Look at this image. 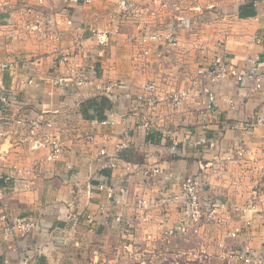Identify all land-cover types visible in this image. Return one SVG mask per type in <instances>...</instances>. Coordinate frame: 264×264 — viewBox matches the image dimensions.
<instances>
[{
  "label": "crops",
  "instance_id": "1",
  "mask_svg": "<svg viewBox=\"0 0 264 264\" xmlns=\"http://www.w3.org/2000/svg\"><path fill=\"white\" fill-rule=\"evenodd\" d=\"M141 1L143 6L152 3V0ZM171 2L177 3L178 9L175 15L168 16L169 18L165 20L173 19L170 22L177 27L180 46L165 52L162 57L158 54L152 55L146 67L142 68L137 61L144 62V60L139 55L134 56L141 53L142 48L136 39V29L133 27L134 34L130 40L134 39V44L127 41L123 45L124 41L115 40L121 29L118 21H123L117 19L120 10L118 0H43V6L41 5L39 9L43 10L45 17L51 16L59 20L64 46H69L76 37L85 39V50L81 54L84 57L80 64L89 68L94 67L98 79L105 82L118 80L121 84V87L113 92V97L96 96L95 93L89 97L87 94L65 96L62 91L52 88L44 80L59 70L64 71L65 68L57 66L56 46L53 42L49 40L37 42L34 38L35 32L25 27L31 17L28 18L29 16L24 13V7L34 5L36 7L38 0H22L20 3L16 0H0V19L3 25L0 29L2 50L0 57L5 59L10 56L7 51L13 48L17 52L15 55L12 54L13 56L19 57L21 53L30 58L26 60L24 56L21 57L26 63L19 71V78L11 77L7 71H0V92L13 89L17 100L16 106L11 108L9 114L15 117L26 116L40 122L41 128L59 138L66 149L59 161L49 163L46 161L48 149L32 151L28 144L21 142L19 135H10L0 143L2 174L4 177L14 175L18 187V191L5 199V209L12 217L33 218L41 227L40 232L28 237L17 234L6 238L0 223V264H75V261L78 264H82V261H85L84 264L86 261L90 264L88 259L92 261L98 259L100 262L101 251L89 246L90 242L96 241L105 231L116 230L121 234V230L118 231L111 226V218L102 220L94 227V231H90L82 221L74 237L81 243L79 248L66 242L63 236L52 233L53 230L67 225L70 213L80 214L88 209H97L100 199L95 198L92 202H88L86 194V186L90 178L98 173L110 178L115 191H120L129 184L131 192L153 195L159 187L148 185V179L140 172L127 176L123 161H129L139 167H144L148 161L158 163L167 169L168 185L169 182L179 181L198 169L197 160L190 159L189 162L184 159L187 153L185 155L182 146L179 154L171 156L168 149L162 146L163 144L156 142L150 145L149 141L155 142L154 135L144 132L136 119L131 117V109L123 95L126 90L133 94L137 93L145 81L153 79L159 82L162 91L172 87L176 89L187 87L190 84L187 80L168 85L160 82L162 79L168 82H171V79H179L180 72H176V69L170 72L171 70L159 68L162 63H170V60L176 58L172 56L174 51H177V58L185 59L188 51L196 49L197 52H190L197 53L196 57L189 55V60L196 59L197 69L204 65L208 66L215 60L220 50L217 47L218 40L225 42L231 63L235 66H244L245 58L250 56L259 55L264 58V0H173ZM106 4L110 7H104ZM249 4L252 6L248 16L240 18V8ZM197 6L201 9L205 6L206 12L209 8L220 7L216 9L218 20L203 23L200 20V13L192 10ZM112 9L114 12L117 10V13L112 14ZM210 13L214 17V11L211 10ZM161 16L163 17V14ZM176 17H185L191 22H180ZM152 18L155 16L145 15L146 21ZM68 19L74 23L72 31L64 22ZM165 20L157 22L158 26L164 24ZM33 21L32 19L30 22ZM202 26L212 27L210 35L205 38L194 34V30ZM93 28L99 30L109 28L114 33L111 36L112 42L110 41V45L105 50L96 46L90 39L89 31ZM217 31H221L222 35L215 34ZM23 32L29 33V36ZM185 35H190L189 40ZM258 38L262 40L261 44L257 43ZM123 46H125L124 50ZM208 46L211 47L210 50ZM124 51L130 53L128 59L126 54L123 56ZM77 62L79 61L76 57L74 64L80 65ZM154 62L157 64L155 67ZM122 64L128 66L123 69ZM28 78H34L37 85L24 86L21 81ZM216 92L219 107L213 115L200 116V112L197 111V107H200V99L194 98L174 118L170 131L182 140L190 132L195 133L196 138L205 133L209 143L216 144L217 150L214 152L209 150L206 153L202 150L205 152L202 154L197 148L196 152L190 154L198 160L216 158L215 167L220 166L222 171L219 175L214 173L209 177V192H212V196L214 193L220 202L227 205H243L254 200L257 203L261 212L254 214L255 228L249 245L264 256V181L262 180L264 126L257 122L260 117H264V95L253 91L250 81L241 84L228 80L217 85ZM44 111L47 113L44 114ZM96 119H111L114 125L103 127L92 124V120ZM48 124L51 126L48 127ZM87 131L96 134L94 143L84 138ZM121 143L126 145L124 150L119 149ZM103 148H107L110 154H118L119 158L121 157L122 161L117 169L105 167L96 160L98 152ZM240 150H245V153L238 154ZM227 157L232 161L226 160ZM177 186L178 183L175 189L178 188ZM122 233L125 235L124 232ZM235 243L241 245L244 241L238 240L231 245ZM209 252L216 253V250L210 248ZM215 260L224 264L220 259Z\"/></svg>",
  "mask_w": 264,
  "mask_h": 264
},
{
  "label": "built area",
  "instance_id": "2",
  "mask_svg": "<svg viewBox=\"0 0 264 264\" xmlns=\"http://www.w3.org/2000/svg\"><path fill=\"white\" fill-rule=\"evenodd\" d=\"M171 1L173 0H152V3L145 8L139 6L135 0H118V5L120 12L125 16L141 14L140 17H143L147 14V16L156 18L154 7H177V3ZM41 5L43 6V0H38L36 7L35 5L24 7V13L29 16L28 18L31 17L25 27L41 33L46 40L53 42L56 46L57 66L65 68L64 71L59 70L45 78L47 84L62 91L65 96H85L87 94L90 97L95 93L96 96L113 97V92L121 87L120 82L118 80L105 82L98 79L94 67L87 69L74 64L77 52L85 50V39L76 37L69 46H64L63 33L59 30V20H55L51 16L45 17L43 10L39 9ZM192 10L199 12L201 7L197 6ZM32 19L33 23L30 22ZM176 20L191 22L185 17H176ZM64 22L69 30L74 29L71 19L64 20ZM136 24L139 31L136 39L142 47L140 54L144 62H149V58L154 54L162 57L169 49L174 50L180 46L178 30L174 24L158 26V23L146 20H138ZM2 27L0 19V29ZM89 36L102 50L110 45L111 32L107 29H90ZM217 43L220 50L215 60L210 65L199 68L187 87L180 89L172 87L162 91L156 81L147 80L137 93H130L129 90L124 93L123 97L126 98L131 109V117L136 121L137 118L139 119L137 122L144 132L154 135L155 142L149 141L150 145H154L156 142L163 144L162 146L168 149L171 156L179 154L181 146L184 153L187 147H196L206 153L209 150L214 152L217 150V146L213 142L209 143L205 133L196 138L195 133L190 132L182 140L170 131V124H174V118L181 109L194 98H198L200 107H197V111L200 112V116L213 115L219 107L216 87L228 80L241 84L250 81L253 91L264 95V58L259 55L247 57L244 60V66L238 67L231 63L225 42L219 40ZM257 43L261 44L262 40L258 38ZM23 61L24 63H22ZM23 61L20 62L13 55L0 59V71H7L11 77L19 78V67L26 63L25 60ZM21 82L24 86L37 85L34 78H28ZM16 104L17 100L13 89L0 92V143L8 139L10 135H19L21 142L28 144L32 151L48 149L47 162L59 161L66 151L61 140L48 130L42 129L40 122L36 120L20 115L10 116L11 108ZM168 107L171 112L166 109ZM257 122L264 126V117H260ZM92 124L112 127L114 122L111 119H96L92 120ZM50 126L51 124H48V127ZM84 138L94 143L96 134L93 131H87ZM125 148L126 145L121 143L119 149L124 150ZM244 153L245 150L238 151V154ZM182 155L184 154L182 153ZM96 160L101 165L112 169H117L122 161L118 154H110L107 148L98 152ZM215 160V157L211 160L199 159L197 161L198 169L195 172L179 181L169 182L170 185L167 183V169L158 163L148 161L144 167H139L129 161H123L127 176L140 172L148 179V185L159 187L158 191L153 195L137 194L130 191L129 184L122 187L120 191H115L110 178L97 173L96 176L89 179L86 186L88 202H92L95 198L100 199L97 209H88L80 214L70 213L67 225L53 230L52 233L63 236L66 242L79 248L81 243L74 237L78 233L82 221L86 223L90 231H94V227L102 220L111 218V226L124 232L127 237L141 233L149 244L170 242L173 238L175 240L199 236L203 242L200 248L188 251L179 250L176 253L177 258H186L189 261H207L208 264H212L215 259H220L224 264H264L263 254L256 252L249 245L255 228L254 214L261 212L257 203L251 200L243 205H227L213 196H209L207 192L211 174L219 175L222 171L220 166L215 167L217 164ZM226 160L232 161L229 157ZM177 183L178 188L175 189ZM16 191H18L17 178L14 175L4 177L0 166V223L6 238L17 234L28 237L41 230L40 224L33 218L12 217L5 209V199ZM172 212L176 213H174L176 218L171 216ZM209 226L214 227V232L217 229L222 235L217 238L215 235V239L210 243L207 242L209 240L207 237L210 236ZM237 239L243 240L244 244L233 246L228 243V240L235 241ZM210 248L215 249L216 253L209 252ZM192 257L193 259H191ZM98 262L97 259L92 264H98ZM143 264L151 263L144 262Z\"/></svg>",
  "mask_w": 264,
  "mask_h": 264
},
{
  "label": "rangeland",
  "instance_id": "3",
  "mask_svg": "<svg viewBox=\"0 0 264 264\" xmlns=\"http://www.w3.org/2000/svg\"><path fill=\"white\" fill-rule=\"evenodd\" d=\"M9 1H11V0H9ZM16 1H17V3L22 2V0H16ZM135 1L137 2V4L139 6H141L143 8L146 7V6H143V3H142L141 0H135ZM91 5L94 6L93 4H91ZM91 5L89 4V6H91ZM106 6L110 7V5H107V4L104 5V7H106ZM20 7H22V5H20ZM176 8L178 9V7H174V6L171 7V8H169V7L168 8L167 7L163 8V7L155 6L154 10H155V13H156L155 14L156 18H152V19H149V20L152 21L153 23H154V21H156V23H157L160 20L168 19L169 18L168 16H173V14L175 15V12L177 11ZM217 8H220V7H217ZM217 8H214V9H210L209 8V10H208L209 12L208 11L206 12V10H204V9H207V8H205V6H203L202 7L203 10L201 9L199 11L200 16H201L200 20H202L203 23H205V22H209L210 23V22H212V20L216 21L217 16L219 17L218 12L216 11ZM211 10L214 11V17H212V14L210 13ZM107 11L110 12V10H108V9H107ZM112 11H113V9H112ZM114 13H117V10L115 12L114 11L112 12V14H114ZM162 14H163V17L162 16L160 17V15H162ZM118 15L119 16H117V19L123 20V21L122 22L118 21L120 23L119 26H120L121 29H120V34L116 35L117 37L115 38V40L117 41V39H120V40L124 41L123 45H125V43H127V41L130 42V43L133 42V44H134V42H135L134 39H133V41H130L131 38H132L131 36L134 34L133 27L136 29V33L138 35L139 31H138V26L136 24V21L145 20V16L140 17L141 14H134V15L132 14L130 16L126 15L127 16L126 17L124 14H121L120 10L118 12ZM171 20H173V19H170L168 21L165 20L164 24H162V25L169 26L171 24V22H170ZM211 28L212 27L204 28L202 26V28L195 29L194 30L195 31L194 34H197L198 37L199 36H203L205 38L208 35H210V29ZM105 29L110 31L109 28H105ZM191 33L193 34V32H191ZM217 33H218V35H220V34L222 35L221 31H217L215 34H217ZM23 34L29 36V33H24L23 32ZM34 34L36 36V37L34 36V38L37 40V42L41 43L42 40L43 41L46 40L44 38V36L41 35V33L35 32ZM188 34H189V32H188ZM112 35H114L113 32H111V36ZM185 38L187 40H189L190 35H185ZM114 42L115 41H113V44H114ZM122 48L124 50L125 46H123ZM208 49L210 50L211 47L208 46ZM195 50L196 49H193L192 51L193 52H197V50L196 51ZM1 51L2 50L0 48V52ZM192 51L190 50V51H188L185 54L186 55L185 59L184 58H177V56H176L177 51L172 52V56L173 57L175 56L176 58L170 60L171 61L170 63H167V64L162 63V65H160L159 68H165L166 70H171L170 72H172V71H174V69H176L175 71L178 72V73L180 72L181 76L179 75V79L178 80H175V79H177V78H175L174 79L175 81L171 79L170 80L171 82H168V81H165L164 79H162L160 82L165 84V85H168L170 83L184 82L185 80H187L188 83H190V81L194 79V77L196 75V72L198 70L197 69V63L198 62L196 61V59L193 58V59L189 60V55H190V57L193 56V55H194V57H196L195 55H197V53H193V54L190 53ZM113 52H114V50H113ZM7 53L10 54V55L17 54V52L13 48H11L9 51H7ZM81 54H83V50L77 52V55H76L77 61H79L77 63H79V64L81 63L80 61H82V59L84 57ZM108 54L109 55L111 54L110 47H109V53ZM122 54H123V56L127 55V59H128V56H130L129 52L126 53L124 51ZM124 54H126V55H124ZM20 55H18L19 57H17L20 62L22 60H24V59L21 58L22 56H24V58H27V59L30 60V58H28V56L25 57V55H22L21 53H20ZM138 55H139V57H141L140 53L139 54L138 53L134 54V56H137V57H138ZM0 56H2V55H0ZM2 58L3 57H0V59H2ZM150 58H152V57H150ZM150 58H149V60H150ZM137 62L142 65V68H145L146 64L149 63V62L146 63V62H143V61L142 62L141 61H137ZM22 63H24V62H22ZM155 65H157L156 62H154V67H155ZM79 66L85 67L87 69L91 68V67L89 68V66L83 65V64H80ZM127 66L125 64H122L121 68L125 69ZM20 69H22L21 65L19 67V71H20ZM139 81H141V79ZM157 83L159 84V82H157ZM159 86L161 87L160 84H159ZM166 109H168V111L171 112V109L169 107L166 108ZM137 121H139L138 118H137ZM170 127H172V123L170 124ZM195 150H197L196 147H193V148L188 147L186 149V152H185V155H186V153H187V155L184 157V159H187L188 161L190 159L194 160V161L195 160L198 161V159H195L194 156H191V154H190V152L191 153L193 151L196 152ZM200 152H202V154L205 153V152L202 151V149L200 150ZM198 155L200 156V154H198ZM262 180L264 181L263 177H262ZM207 187H209L208 184H207ZM209 191H210V189L207 190V192L209 193V196H210L212 194V192L210 193ZM214 195L215 194L213 193V197L215 199H217V197L214 196ZM172 213H171V216H174L176 218V215H175L176 213L175 212H172ZM209 229H210V234H209L210 236H209V238L207 237V239H209L207 241L208 243H210L212 240L215 239V235H216V238H217V236L218 237L222 236L221 234H219L220 232H218L217 229L214 232V227L209 226ZM120 233L121 234H119L116 230L115 231H109V232L105 231L96 241L90 242L91 243V245L89 246L90 248L98 249V250L101 251L100 252L101 253L100 254L101 260H100V262H98V264L99 263L100 264H143L144 262L151 263V264H159V263H164V264H208L207 261H204V262L193 261V260L189 261V260H186V258H177L176 257V255H177L176 253L179 250H181V251L198 250L200 248V246L203 244V242L199 238V236H191V237H187V239H175V240H173L174 239L173 238V239L170 240V242H165V243L158 242V243L149 244L148 242L145 241V239L141 235V233H135V235L132 236V237H126L125 235H123V233L121 231H120ZM238 240H240V239H237L235 241L234 240H228V243L232 244V242H236ZM237 245L238 244L235 243L233 246H237ZM191 259H193V257ZM84 262L82 261V264H84ZM88 262L90 264L93 263L92 259L91 260L88 259ZM74 263L78 264L77 261H75ZM86 264H88L87 261H86ZM212 264H222V263L215 260L214 262H212Z\"/></svg>",
  "mask_w": 264,
  "mask_h": 264
},
{
  "label": "trees",
  "instance_id": "4",
  "mask_svg": "<svg viewBox=\"0 0 264 264\" xmlns=\"http://www.w3.org/2000/svg\"><path fill=\"white\" fill-rule=\"evenodd\" d=\"M252 4L244 5L240 8L239 17L246 18L251 10Z\"/></svg>",
  "mask_w": 264,
  "mask_h": 264
}]
</instances>
